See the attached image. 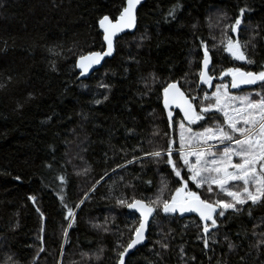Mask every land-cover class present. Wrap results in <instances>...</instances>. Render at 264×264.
<instances>
[{"label": "trees", "instance_id": "trees-1", "mask_svg": "<svg viewBox=\"0 0 264 264\" xmlns=\"http://www.w3.org/2000/svg\"><path fill=\"white\" fill-rule=\"evenodd\" d=\"M175 5L173 18L168 12ZM124 6L126 0H0V264L9 255L19 264H32L40 246L42 225L28 199L33 184L39 186L37 201L49 210L57 207L62 212L58 194L64 195L70 207L85 193L90 197L69 230L63 264H86L80 254L100 247L105 249L103 258L91 264H117L113 251L117 228L125 233L121 242L126 243L130 233L125 224L138 216L117 207L115 197H152L162 176L171 188L176 186L164 164L156 165L150 158L144 159L143 166L126 164L142 155L140 148L152 151L166 146L163 134L170 130L162 86L178 80L183 90L196 89L200 39L211 47L216 36L218 43L220 28L210 24L215 25L221 16L222 24L232 23L241 8L245 12L234 35L244 41L259 31L253 41L255 49L248 48L256 63L246 65L213 49L215 72L218 75L227 67L256 71L264 63V40L260 39L264 36V0H146L138 10L136 32L119 38L113 58L82 79L75 67L78 57L105 47L99 20L107 15L114 21ZM219 82L216 79L214 84ZM96 100L102 102L96 104ZM118 164L125 166L117 168ZM84 168L87 174L76 175ZM59 175L67 179L63 191L56 178ZM126 183L134 187H124ZM93 184L96 190L89 192ZM190 187L204 195L203 190ZM106 218L113 231L92 227L103 225ZM261 218L264 207L259 206L251 216L247 205L239 215L226 213L215 237L218 242L205 249L198 217L180 219L161 213L152 221L147 244L126 264H264V247L259 252L251 247L261 238L252 235L253 224ZM161 231L167 234V250L156 244ZM229 241L237 245L232 251L227 247ZM60 251L61 247L53 251L56 264Z\"/></svg>", "mask_w": 264, "mask_h": 264}, {"label": "snow or ice", "instance_id": "snow-or-ice-1", "mask_svg": "<svg viewBox=\"0 0 264 264\" xmlns=\"http://www.w3.org/2000/svg\"><path fill=\"white\" fill-rule=\"evenodd\" d=\"M140 3L141 0H126V6L123 7L117 19L113 21L105 15L99 20L106 47L78 57L75 67L80 70V76L88 73L94 65H99L105 57L112 56L117 34L124 32L125 29L135 28L136 8ZM177 7L178 5L173 6L168 15L175 18ZM239 12L240 15L232 23L222 24L223 16H221L215 25L210 24V27L220 28L221 38L218 43L216 36L212 37L211 47L205 40L200 39L202 58L199 61L201 67L196 73L198 77L196 89L182 90L178 80L168 81L162 86L163 109L166 112V122L170 130L163 134L167 138L166 146L152 151H144L140 148L142 155L133 156L131 160L126 161V164L137 162L143 166L145 158H150L156 165L164 164L170 169L169 175L174 178L176 186L171 188L162 176L160 186L152 197L143 195L115 197L117 207L134 210L139 214L133 223L125 224L126 231L130 233L126 243L121 242L125 233L117 228L118 239L113 249L117 255V264H125V257L129 255L130 250L143 244L147 239L146 232L149 230L150 221L161 213L165 217L197 213L201 221L199 227L202 233L199 238L207 249L210 243L218 242L215 237L222 220L226 218V213L228 216L239 215L247 205L248 215L251 216L254 207H264V63H261L256 71H246L243 67L221 68L217 75L212 61V50L219 49L228 53L229 57L235 61H243L246 65L256 63L248 55V48L251 45L255 49L256 45L253 41L260 36V33L255 31L248 40L244 41H241L238 35H234L238 33L245 9L241 8ZM256 27L258 29L259 25ZM145 38L141 37V39ZM260 39L264 40V36ZM210 65H212L211 68ZM228 77L230 80L226 81L225 78ZM151 78L155 82L154 73L151 74ZM216 79L220 82L214 84ZM200 85H207L208 88H214V91L209 93ZM242 85L256 87L240 95L231 91L239 89ZM101 87L110 88V85H101ZM107 98V96L104 97L105 100ZM101 102V100L95 101L96 104ZM175 109H179V113H176ZM124 166L118 164L116 167ZM112 171L115 172L116 169ZM87 172L88 169L84 168L77 171L76 175H85ZM107 175L108 173L105 172V176ZM56 178L60 181L61 191H63V186L67 184L66 177L59 175ZM16 179L19 180L20 177ZM100 179L103 180L104 177ZM123 179L122 176L119 177L120 181ZM98 183H100L99 180L96 181V184ZM96 184L92 185L89 192H95ZM190 185H194L196 189H202L204 195L192 190ZM124 187L134 186L126 183ZM58 195L66 221L61 233V259L57 261V264H63L64 244L69 243V230L76 222L77 211L90 197L88 193H85L70 207L65 202L64 195ZM28 199L33 204L36 203V196H29ZM36 210L40 212L39 208ZM43 215L40 212L42 219ZM107 225L106 218L103 225L93 224L92 227L105 233L113 231ZM257 228L262 230L257 232ZM43 231L41 227V233ZM252 235L261 237L251 245L259 252L261 247H264V218H261L259 223L253 224ZM161 237L156 244H159L161 249L167 250L169 248V243L166 242L167 234L161 231ZM38 239L40 246L36 249L32 264H36L40 253L45 251L43 236L41 235ZM227 239L228 237L225 236V240ZM227 247L229 251H232L237 245L229 241ZM104 251V247H100L96 252H82L81 260L86 264H91L93 261L99 262L103 258ZM180 254L184 255L183 247L180 248ZM159 255L160 253L157 252V256ZM191 259L195 260V257ZM9 262L19 264V261L11 255L7 257L5 264Z\"/></svg>", "mask_w": 264, "mask_h": 264}, {"label": "rangeland", "instance_id": "rangeland-1", "mask_svg": "<svg viewBox=\"0 0 264 264\" xmlns=\"http://www.w3.org/2000/svg\"><path fill=\"white\" fill-rule=\"evenodd\" d=\"M212 91H214V88L212 89ZM212 91H210L209 93H211ZM231 91L238 95L244 94V93H240V91H237L235 89H232ZM38 187H39L38 185L35 184L32 185V194L30 196H36V203L33 204L30 200L29 203L31 206H34L36 209L39 208L40 212L44 214L42 219L40 216V212H37L38 223H41L44 229L41 235L43 236V243L45 247V251L42 252V254L40 253L39 260L45 259L43 264H56V259L55 256L53 255V251L58 250L61 247L62 226L66 225V221L64 220L63 213L60 211L59 208L56 207L53 210H49L45 206V203L43 201L41 202L37 201L36 193L39 190ZM22 225L23 224L20 225V228H22ZM28 225H30V223H28Z\"/></svg>", "mask_w": 264, "mask_h": 264}, {"label": "water", "instance_id": "water-1", "mask_svg": "<svg viewBox=\"0 0 264 264\" xmlns=\"http://www.w3.org/2000/svg\"><path fill=\"white\" fill-rule=\"evenodd\" d=\"M146 2V0H141V3L139 5H137V8H136V26L135 28L133 29H125L124 32H121V33H118L116 38H115V48H116V41L121 38L122 36L126 35V34H134L136 32V29H137V14H138V10L139 8ZM99 29L103 35V29L100 28L99 26ZM105 43V42H104ZM105 47H106V44H105ZM115 54V51L113 52L112 56L111 57H105L104 60L101 61V63L99 65H94L88 73H86L84 76H81L82 79H87L89 78L90 76H92L95 72H97L98 70H100L104 65L105 63L108 61V60H111L113 58ZM212 67V65H210V68ZM77 71L80 73V70L77 68ZM230 78V77H229ZM180 86V85H179ZM201 87H205V88H208L207 85H200ZM256 86H244L242 85L239 89H235L237 91H247V90H251L252 88H255ZM183 90V89H182ZM175 111H180L179 109H175ZM182 115V114H181ZM129 212L131 213H134L135 215H139L138 213H135L134 210H129L127 209ZM171 216H177L179 217L180 219H184V218H188V217H192V216H196L199 218L198 214L197 213H185L183 214L182 216L179 215V214H176V215H171ZM152 221H150V226H149V229L151 227V224H152ZM148 235H149V230L148 232H146V237L147 239L143 242L142 245H138L135 249L133 250H130V253L128 256L125 257V264L127 262V259L134 253L137 251V249H139L140 247L144 246L147 244L148 242Z\"/></svg>", "mask_w": 264, "mask_h": 264}]
</instances>
